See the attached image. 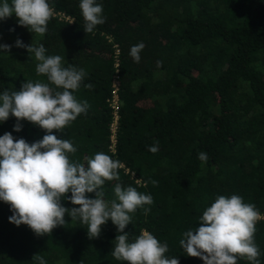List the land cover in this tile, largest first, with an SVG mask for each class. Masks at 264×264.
<instances>
[{"label":"trees","instance_id":"obj_1","mask_svg":"<svg viewBox=\"0 0 264 264\" xmlns=\"http://www.w3.org/2000/svg\"><path fill=\"white\" fill-rule=\"evenodd\" d=\"M48 2L55 15L43 36L19 25L15 13L0 20V45L12 46L0 50V95L19 91L26 81L49 83L36 73L34 53L17 47V39L43 44L46 56L63 57V67L84 69L73 95L87 101V114L54 134L77 149L68 154L72 162L86 163L102 152L121 163L120 179L103 185L106 201L116 199L117 183L152 196L151 205L130 214L124 229L129 242L148 231L167 244V258L202 264L180 240L198 228L219 195L237 194L264 217V0H96L105 23L91 33L84 31L80 0ZM141 42L136 62L130 50ZM115 72L119 105L111 150L106 100ZM16 123L11 114L0 122V136L11 132L31 144L46 134L27 120L15 131ZM153 145L156 153L149 150ZM200 152L208 154L206 163L197 158ZM86 196L95 198V192ZM61 204L79 207L67 198ZM11 215V206L0 200V264H40L36 256L45 264H127L112 255L120 233L110 219L98 238H89L87 227L65 213L64 225L37 236L26 224L11 223ZM254 241L264 264V219L256 224ZM237 264L251 262L238 258Z\"/></svg>","mask_w":264,"mask_h":264},{"label":"clouds","instance_id":"obj_2","mask_svg":"<svg viewBox=\"0 0 264 264\" xmlns=\"http://www.w3.org/2000/svg\"><path fill=\"white\" fill-rule=\"evenodd\" d=\"M79 6L86 33L105 23L103 6L96 0H80ZM13 13L19 25L40 36L47 32L48 23L55 14L48 0H11V4L3 0L0 20H6ZM15 44L34 53L39 61L36 73L47 76L49 83L26 81L19 91L9 93L5 90L0 95V122L7 121L11 114L17 120L15 131L21 130V120L46 131L41 140L31 144L23 138L14 139L11 132L0 136V200L11 206L13 215L9 221L17 226L26 224L37 236H43L64 225V216L68 213L72 220H79L87 227L89 238H98L101 226L110 219L120 233L115 237L112 252L116 260L127 261V264H179L177 258L165 256L167 244H161L150 232L143 231L134 242H129L128 233L124 231L132 221L131 213L153 203L151 195L117 183L114 186L116 199L111 202L104 199L103 185L105 181L120 179L121 163L102 152L92 158L86 157V163L72 162L68 154H74L77 149L69 140L54 134V130L64 132L80 114H87V101L78 102L73 95L87 73L82 68L63 67L60 55L46 56L43 44L38 47L25 45L20 39ZM11 47L3 44L0 50L9 52ZM144 47L141 42L131 48L130 55L136 62L140 61ZM160 63L158 61L157 65ZM85 87L91 88V85ZM149 150L156 153L158 145L150 146ZM197 158L204 163L209 159L206 152L198 153ZM69 192L71 196L67 197ZM92 192L95 198L86 196ZM62 198L70 199L79 207H64ZM144 211L147 214L150 209L144 208ZM261 219L264 217L256 206L244 202L241 196L219 195L199 218L198 228L183 233L180 245L188 256L199 257L204 264H237L238 258L259 264L260 252L254 235ZM35 258L45 264L43 257Z\"/></svg>","mask_w":264,"mask_h":264},{"label":"built area","instance_id":"obj_3","mask_svg":"<svg viewBox=\"0 0 264 264\" xmlns=\"http://www.w3.org/2000/svg\"><path fill=\"white\" fill-rule=\"evenodd\" d=\"M55 15V14H54ZM67 19V17H66ZM68 21L70 20L69 18L67 19ZM118 55V51L115 48L114 49V56ZM117 57H115L113 66L117 67ZM118 86H119V77L118 74L115 72L112 77H111V83H110V98H108L106 101L108 102V105L111 110V120L108 126L109 130V139H110V144L109 148L112 150L113 148V142H114V131L116 127V122L118 120L117 116V110H118V105H119V98H118ZM143 232V231H142ZM202 264H204V261L202 260Z\"/></svg>","mask_w":264,"mask_h":264}]
</instances>
